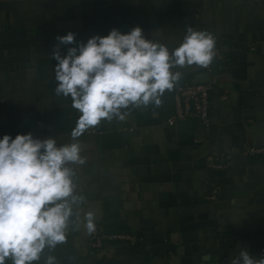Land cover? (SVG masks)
I'll use <instances>...</instances> for the list:
<instances>
[{
    "label": "crops",
    "instance_id": "0c3cea01",
    "mask_svg": "<svg viewBox=\"0 0 264 264\" xmlns=\"http://www.w3.org/2000/svg\"><path fill=\"white\" fill-rule=\"evenodd\" d=\"M137 25L170 52L188 26L205 30L219 52L209 71L173 68L181 79L160 105L130 107L124 120L101 121L73 141L79 112L55 93L56 37L71 31L84 42ZM203 73L212 85L208 124L167 125L175 86ZM28 132L79 143L85 163L69 166L75 192L87 198L80 215L92 210L101 229L152 246L95 248L83 226H70L66 242L46 248L38 264L48 255L58 264H230L242 248L259 259L264 155L240 151L264 145V0H0V136ZM221 161L227 166H211Z\"/></svg>",
    "mask_w": 264,
    "mask_h": 264
},
{
    "label": "clouds",
    "instance_id": "9594fccd",
    "mask_svg": "<svg viewBox=\"0 0 264 264\" xmlns=\"http://www.w3.org/2000/svg\"><path fill=\"white\" fill-rule=\"evenodd\" d=\"M52 57L58 96L71 99L79 112L71 131L75 141L101 121L124 120L130 107L160 105L163 94L181 79L173 68L208 66L215 55V37L188 26L171 52L143 35L140 26L127 32L112 28L76 42L75 33L58 35ZM67 47L61 55L60 47ZM77 142L58 144L53 137L31 132L0 136V264L40 262L45 249L64 244L70 228L96 230L92 210L80 215L87 198L75 192L74 169L83 165ZM43 264H58L54 255ZM230 264H264L242 248Z\"/></svg>",
    "mask_w": 264,
    "mask_h": 264
},
{
    "label": "built area",
    "instance_id": "2783aa9c",
    "mask_svg": "<svg viewBox=\"0 0 264 264\" xmlns=\"http://www.w3.org/2000/svg\"><path fill=\"white\" fill-rule=\"evenodd\" d=\"M215 55L219 49L215 47ZM209 71V65L206 67ZM211 82L204 83H182L175 86L172 92V116L166 123L174 126L179 120L193 119L200 121L205 125L208 124L209 111V94L211 91ZM244 156H260L264 155V145L248 146L240 151ZM216 169H222L227 166V162L211 163ZM90 241L93 247L101 248L106 242H124L135 246L139 239L127 231H105L96 224V230L90 233Z\"/></svg>",
    "mask_w": 264,
    "mask_h": 264
},
{
    "label": "water",
    "instance_id": "95a60500",
    "mask_svg": "<svg viewBox=\"0 0 264 264\" xmlns=\"http://www.w3.org/2000/svg\"><path fill=\"white\" fill-rule=\"evenodd\" d=\"M213 58H215V56H213ZM209 77L207 73H203V74H199L197 76H195V79L193 80L194 83H204V82H209ZM194 120L193 119H186V120H179L177 122V126L179 127H184L185 129H191V127L194 124ZM156 247H158V251H162L164 250L163 248L159 247V245H156ZM152 246L150 244H147L146 242H141L138 241L133 250L136 252H143L144 250L149 251L151 250Z\"/></svg>",
    "mask_w": 264,
    "mask_h": 264
}]
</instances>
